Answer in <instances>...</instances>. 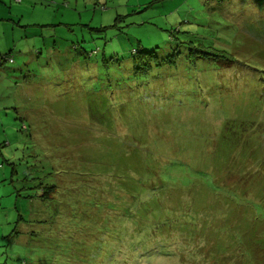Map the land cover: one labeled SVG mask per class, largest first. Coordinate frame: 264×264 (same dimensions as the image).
<instances>
[{
    "label": "rangeland",
    "instance_id": "obj_1",
    "mask_svg": "<svg viewBox=\"0 0 264 264\" xmlns=\"http://www.w3.org/2000/svg\"><path fill=\"white\" fill-rule=\"evenodd\" d=\"M5 54L0 264H264V0H0Z\"/></svg>",
    "mask_w": 264,
    "mask_h": 264
},
{
    "label": "trees",
    "instance_id": "obj_2",
    "mask_svg": "<svg viewBox=\"0 0 264 264\" xmlns=\"http://www.w3.org/2000/svg\"><path fill=\"white\" fill-rule=\"evenodd\" d=\"M215 39H218V38H215ZM210 41H211V45L209 46V50H205V49H202L201 47H199L200 49H197V51L195 49L193 51V52H195L196 56L193 53H191V55L194 58H202V59H218V58H221L222 55L219 52L222 51V49L216 47V40H210ZM191 43L192 42H189V49L192 48ZM98 51H99L98 48L92 50L89 53V56H91L92 54H96ZM132 53H138V51L133 50ZM4 60L11 62V61H13V58L8 56L7 54L3 55L2 57H0V66L3 65ZM165 163L166 162H164V164L161 165V167L159 166V168H161L162 171H164V170L166 171V172H163L164 174H166L165 177H162V175H161V178H162L161 179L159 177V175H157V173L153 170L155 168H152V167L147 168V172H149V176L147 178H144L141 176L139 179H137V180H139V183L137 184V186H140L139 187L140 191L141 190L147 191L148 193L152 194L153 196L154 195L157 196L158 197V204L164 209L167 208L166 211H170L173 209L171 206L170 207L165 206V204H164L165 201H164V197L162 194L165 193V190L166 191L169 190V186L174 187L177 184L178 179H177V176L172 173L173 167L170 168V166H164ZM163 167H164V170H163ZM156 169L158 170V168H156ZM157 177H158V181H157ZM156 183H158V184H156ZM157 185H160V188H156ZM216 188H219V187L217 186ZM218 191H219V189H218ZM147 197L151 198L152 196L148 195ZM161 197H163V199H161ZM239 197L240 196L238 194V199H239ZM260 204L262 205L263 202L262 203L260 202ZM260 204H258L257 207L261 208L262 206ZM147 211H149V210L147 209ZM194 213H195L194 211H192V212L189 211L188 208L187 209L185 208L182 210L180 215L182 218L184 217L183 220L185 222V228L179 229L180 232L187 231L188 233H192L189 235H193L194 233H199L202 230V223L200 224V221L198 220L199 217H197V215ZM173 214H174V212H173ZM196 220H198V222ZM162 221H164V222H163V224H159L161 226L158 227V229L162 228V230H164L165 226H167V225H165V221H167V220H162ZM168 227H169V229H171L170 226H168ZM164 231H166V230H164ZM108 232H106V234H108ZM239 238H240L241 243H242L241 246H244L243 249L240 248L241 254L243 255V257H247L249 260H251V258L253 257V251L249 248V244L245 240V235L241 234ZM132 248H136V246H134ZM84 249H87V246H85ZM135 251H136V249H135Z\"/></svg>",
    "mask_w": 264,
    "mask_h": 264
}]
</instances>
